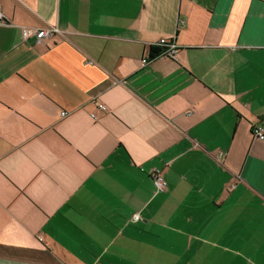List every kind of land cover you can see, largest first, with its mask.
<instances>
[{"label":"crops","instance_id":"crops-1","mask_svg":"<svg viewBox=\"0 0 264 264\" xmlns=\"http://www.w3.org/2000/svg\"><path fill=\"white\" fill-rule=\"evenodd\" d=\"M0 12V264H264V0Z\"/></svg>","mask_w":264,"mask_h":264},{"label":"built area","instance_id":"built-area-1","mask_svg":"<svg viewBox=\"0 0 264 264\" xmlns=\"http://www.w3.org/2000/svg\"><path fill=\"white\" fill-rule=\"evenodd\" d=\"M4 23L3 14L0 12V24ZM59 32L55 28H48V29H32V28H22L21 29V39L24 43L28 42L29 40H33L34 44H39L43 39L50 38L53 35H57ZM160 48L162 51L160 55L156 57H150L143 59L141 61L142 65H146L151 60L157 57H166V58H174L176 46L168 42L167 40L161 39L157 44L151 46ZM101 111H104L105 108L103 106H99ZM67 114L65 112L61 113V117H65ZM94 118V116H91ZM251 134L254 138L263 140L264 139V127L262 125H256L252 127ZM150 178L152 180V184L154 187V193H164L167 190V184L164 178L161 175V172L158 170H153L150 173ZM139 217L137 215L132 216V221H137Z\"/></svg>","mask_w":264,"mask_h":264},{"label":"trees","instance_id":"trees-1","mask_svg":"<svg viewBox=\"0 0 264 264\" xmlns=\"http://www.w3.org/2000/svg\"><path fill=\"white\" fill-rule=\"evenodd\" d=\"M161 51H162V50H161L160 48H157V47H151V48H150L149 55H150L151 58H152V57H156V56L160 55Z\"/></svg>","mask_w":264,"mask_h":264}]
</instances>
